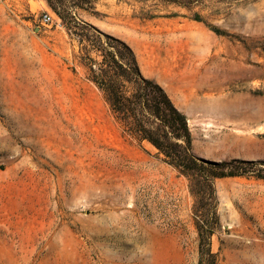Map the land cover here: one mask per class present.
<instances>
[{
  "label": "rangeland",
  "instance_id": "rangeland-1",
  "mask_svg": "<svg viewBox=\"0 0 264 264\" xmlns=\"http://www.w3.org/2000/svg\"><path fill=\"white\" fill-rule=\"evenodd\" d=\"M50 1L63 21L0 0V264H264V180H213L200 252L202 179L127 135L89 71L130 66L125 44L174 106L171 86H196V159L264 162V0Z\"/></svg>",
  "mask_w": 264,
  "mask_h": 264
},
{
  "label": "trees",
  "instance_id": "trees-1",
  "mask_svg": "<svg viewBox=\"0 0 264 264\" xmlns=\"http://www.w3.org/2000/svg\"><path fill=\"white\" fill-rule=\"evenodd\" d=\"M47 2L57 17L63 21L62 13L51 5L50 0ZM120 45L131 57L133 79L127 72L130 66L122 61L124 57L120 55L121 60L117 62L112 59L107 65L108 68L113 67L120 72L113 71L112 75H108L102 67L99 69L101 73H95L90 68L92 81L103 93L105 102L127 135L150 143L162 155L164 162L179 174L191 180L196 177L202 179L204 192L208 194L211 203L206 209L207 218L201 221V216L195 211L194 220L199 251L205 249L209 253L210 236L219 225L213 180L238 176L264 180V167L252 169L257 165L264 166V162L230 160L215 163L196 159L191 152L192 137L186 116L172 104L159 85L141 75L131 50L121 42ZM126 84H129L131 89H128Z\"/></svg>",
  "mask_w": 264,
  "mask_h": 264
},
{
  "label": "crops",
  "instance_id": "crops-1",
  "mask_svg": "<svg viewBox=\"0 0 264 264\" xmlns=\"http://www.w3.org/2000/svg\"><path fill=\"white\" fill-rule=\"evenodd\" d=\"M170 88L172 93L170 97L175 104V107L186 116L189 130L192 136H194V133L197 132V125H210V123L205 122V119L201 118L205 111V105L201 101L196 100L197 90L194 84H188L184 86L182 82H179L174 84ZM180 93L183 100H180V96H178ZM190 100L192 102H190ZM207 107L209 109L208 112L210 113L211 105L208 103ZM199 114H201V116H199Z\"/></svg>",
  "mask_w": 264,
  "mask_h": 264
},
{
  "label": "built area",
  "instance_id": "built-area-1",
  "mask_svg": "<svg viewBox=\"0 0 264 264\" xmlns=\"http://www.w3.org/2000/svg\"><path fill=\"white\" fill-rule=\"evenodd\" d=\"M41 22L42 23H49L51 22V17L48 13H44L42 16H41Z\"/></svg>",
  "mask_w": 264,
  "mask_h": 264
}]
</instances>
